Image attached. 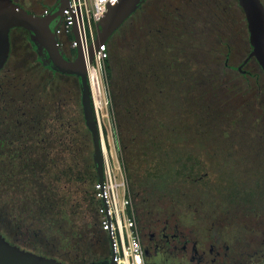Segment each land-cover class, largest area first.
I'll use <instances>...</instances> for the list:
<instances>
[{
    "label": "trees",
    "instance_id": "obj_1",
    "mask_svg": "<svg viewBox=\"0 0 264 264\" xmlns=\"http://www.w3.org/2000/svg\"><path fill=\"white\" fill-rule=\"evenodd\" d=\"M32 1L43 5L32 12L55 2ZM58 36L65 46L72 34ZM9 38L0 68V232L68 264H105L109 241L78 76L45 66L23 27H11ZM105 43L101 81L131 197L167 216L177 205L212 201L219 215L223 204L251 213L264 203V183L254 199L255 173L239 192L238 168L205 160L223 154V140L250 149L264 137V69L254 57L246 71L235 67L250 49L238 0H142ZM205 170L230 184L210 193L207 177L198 178Z\"/></svg>",
    "mask_w": 264,
    "mask_h": 264
},
{
    "label": "flooded vegetation",
    "instance_id": "obj_2",
    "mask_svg": "<svg viewBox=\"0 0 264 264\" xmlns=\"http://www.w3.org/2000/svg\"><path fill=\"white\" fill-rule=\"evenodd\" d=\"M44 11L34 13L41 14ZM61 47L65 55H68L69 46L61 45ZM247 54L235 66L241 72L246 71L243 66L253 57H249L239 67ZM262 135L259 134V137ZM253 141H258L259 144L251 145L249 149L242 145L241 141L237 143L235 140H223L221 144L225 145L224 147L221 145L222 149H220L223 154L208 155L205 160L207 162L220 161L225 164V167L238 168L236 173L239 175V181L235 189H239V192L244 186L243 177L247 179L249 175L253 176L255 173L253 187L254 199L257 201L259 189L264 183V168L259 165V163H264V137ZM229 144L231 146L226 147ZM243 163L256 164L254 171L250 173L248 166ZM200 174L198 178L207 177L206 188L209 185V192L213 194L215 192L211 187H214V184L218 182L221 190L228 183V181H217L215 178H210L209 170ZM224 190L223 188L222 191ZM255 205V210L245 213L241 210V205L234 210L233 208L227 209L229 207L223 204L221 205L222 210H218L219 215H217L216 210L213 209L216 205L208 201L202 205L193 204L187 214L177 205L176 213L172 212L167 216L165 212L161 213L163 215L161 216L150 213L145 202L137 220L145 257L146 259L152 257L160 264H175L174 257L181 258L186 252L189 264H264V203L256 202ZM162 207L163 205L157 206V208ZM155 224L156 227H154Z\"/></svg>",
    "mask_w": 264,
    "mask_h": 264
},
{
    "label": "water",
    "instance_id": "obj_3",
    "mask_svg": "<svg viewBox=\"0 0 264 264\" xmlns=\"http://www.w3.org/2000/svg\"><path fill=\"white\" fill-rule=\"evenodd\" d=\"M142 0H109L105 10L95 22V49L105 42L111 33L131 14ZM246 20L250 51L239 67L249 58L255 57L264 69V5L261 0H238ZM69 0H55L41 14H36L14 0H0V68L3 66L10 50L9 30L11 27H23L28 32L29 41L37 53V58L48 68L78 76L81 92V105L85 124L91 133L93 144L92 158L97 171V181L104 176L102 141L94 110V100L87 69L82 56L79 29L74 22L71 34L75 41L73 58L65 55L57 35L63 10ZM79 25L81 28V18ZM92 44L89 48L92 49ZM90 49L89 62L93 63L94 53ZM102 202L105 203L102 197ZM0 264H68L53 256H47L11 243L0 232ZM105 264H116L112 257Z\"/></svg>",
    "mask_w": 264,
    "mask_h": 264
},
{
    "label": "built area",
    "instance_id": "obj_4",
    "mask_svg": "<svg viewBox=\"0 0 264 264\" xmlns=\"http://www.w3.org/2000/svg\"><path fill=\"white\" fill-rule=\"evenodd\" d=\"M107 1L109 0H69L68 6L63 10L57 34L60 32L71 33L72 24L76 22L79 29V38L86 45H93L96 34L95 22L105 10ZM88 2H90L91 7H89ZM78 13L81 18L82 34ZM105 42L100 43L96 48L91 65L98 82V87V70L104 71V59L108 54ZM70 44L75 47L76 43L74 39ZM87 74L88 78L89 76L91 78V74L89 72ZM95 105L94 100V110L102 141L104 176L102 182L96 181L94 186L96 194L100 198V205L98 207L100 224L108 236L109 258L112 257L116 264H154L145 257L128 186L126 166L116 140L112 120L109 123V128L111 130V126H113L114 131L110 132V134L106 129V125H104L107 132L105 139L103 126ZM102 197L105 203L102 202Z\"/></svg>",
    "mask_w": 264,
    "mask_h": 264
},
{
    "label": "rangeland",
    "instance_id": "obj_5",
    "mask_svg": "<svg viewBox=\"0 0 264 264\" xmlns=\"http://www.w3.org/2000/svg\"><path fill=\"white\" fill-rule=\"evenodd\" d=\"M22 1V5L27 7L28 9H31V11H41L43 5H41V3H36V2H33L32 0H21ZM50 2L53 1V0H49ZM88 5L89 7H91V4L90 2H88ZM72 37H71V40H68V43L70 44L71 41H72ZM66 41V40H65ZM66 42L65 46H68V44ZM75 49V48H74ZM104 71H101V70H98V81H99V88H98V92H94L93 89H92V92H93V95H94V100H95V104L97 103L96 102V97L98 98V104H96L95 106L97 107L98 109V115H99V119L101 121V124L103 126V133H104V138L106 139V129L108 131V133L110 134V132L114 131L113 130V126H111V130L109 128V123L111 122V113H110V110H109V107H108V103H107V97H106V94L104 92V89H103V85H102V81H101V76L103 74ZM106 125V129L104 128ZM111 139V137H110ZM106 141V140H105ZM220 166H217L215 167V164L213 163H208V169L211 171V173H216L215 169L218 171V168ZM132 201H133V204H134V208L136 209H141L142 210V206H144V201L143 200H140V197L137 196V198H133L132 197ZM177 207V206H176ZM180 210H183L185 211V213L187 214V212L189 211L188 210H185L183 209V205H179ZM163 214V213H162ZM161 215V214H159ZM163 216V215H161ZM186 220V219H185ZM154 227H156V224L154 225ZM186 252L181 256V258H177V256L174 257V263L175 264H178L179 262L183 263V264H189L188 263V260H187V256H186ZM147 260L149 261H152L154 262V259L152 257H148Z\"/></svg>",
    "mask_w": 264,
    "mask_h": 264
},
{
    "label": "bare ground",
    "instance_id": "obj_6",
    "mask_svg": "<svg viewBox=\"0 0 264 264\" xmlns=\"http://www.w3.org/2000/svg\"><path fill=\"white\" fill-rule=\"evenodd\" d=\"M78 44L80 45V48H81V51H82V56H83V59H84V63H85V66H86V69H87V72H89L91 74V78L89 76V82H90V87L91 89H93L94 92H98V82H97V79L95 78V74H94V71H93V68L91 67L92 63L90 64L89 62V55H90V49L89 48V44L86 45V43L79 38L78 40ZM92 46V52L95 53L96 52V49L94 47V44L91 45ZM96 104H98V98L96 97Z\"/></svg>",
    "mask_w": 264,
    "mask_h": 264
}]
</instances>
